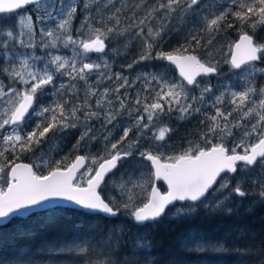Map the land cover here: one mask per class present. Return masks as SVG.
I'll use <instances>...</instances> for the list:
<instances>
[{
    "label": "snow or ice",
    "instance_id": "6c2138e0",
    "mask_svg": "<svg viewBox=\"0 0 264 264\" xmlns=\"http://www.w3.org/2000/svg\"><path fill=\"white\" fill-rule=\"evenodd\" d=\"M114 3L0 0V75L10 81L5 85L0 79V225L35 209L66 205L81 209L94 235L41 249L44 254H80L81 264H129L121 259L124 254H144L147 236L138 232L124 243L129 220L147 226L161 217L167 219L166 210L168 215L186 216L206 207L210 194L225 189L217 208L231 195L258 194L264 200V84L257 86V80L264 78V43L255 35L264 28V0H228L227 6L216 0H153L137 16L136 11L147 3L139 0L136 11L125 17L131 22L123 27L117 15L123 2L104 13ZM78 14L80 24L74 30ZM188 16L199 26L171 51L159 50L171 21L183 23ZM229 17L239 22L238 39L227 44L230 56L224 61L235 79L217 95L210 81L197 77L219 75L213 42L225 28L236 27L226 23ZM121 36L127 37L126 46L137 37L143 41L138 56L121 68L131 70L144 61L161 60L173 65L181 79H169L162 70L140 71L134 80L123 71L113 72L110 60L121 50L108 42ZM61 47L70 48L71 57L51 51ZM200 47L206 50L205 59L195 54ZM37 48L48 51L37 56ZM91 53L103 55L91 60ZM152 67L163 69L164 65ZM108 81L112 84L101 87ZM139 81H143L142 89L133 95L129 89H135ZM226 97L232 105L228 111L221 107ZM172 113L178 120L197 117L205 125L199 133L203 144L190 140L183 152L166 153L173 129L161 117ZM125 117L129 118L126 123ZM93 121L100 122L99 134H93ZM77 128L80 133L73 147L78 150L83 142L89 149L84 155L65 163L67 157L51 158V138L46 142L47 153L41 147L49 133L55 136ZM117 128L121 135L113 140ZM97 139L104 148L101 155L90 150ZM28 152L34 154L33 163L20 162V155ZM118 167L121 171L114 172ZM157 181L166 184L164 191ZM110 184L118 192L110 191ZM246 184L258 186V191L254 193ZM176 202L184 203L177 207ZM182 244L199 252L228 251L219 240L191 238ZM244 251L256 258L251 264H264V247L249 245ZM18 258L27 264L41 259L31 248L21 249Z\"/></svg>",
    "mask_w": 264,
    "mask_h": 264
},
{
    "label": "trees",
    "instance_id": "16d2710c",
    "mask_svg": "<svg viewBox=\"0 0 264 264\" xmlns=\"http://www.w3.org/2000/svg\"><path fill=\"white\" fill-rule=\"evenodd\" d=\"M229 22L234 23L236 27L225 28L216 39L225 37L229 43L238 39L239 22L231 17L226 21ZM79 24L80 18L75 23L74 30ZM180 24L176 19L171 21L168 26L170 31L163 34L159 50L171 51L179 43H184L186 35L175 34ZM180 32L182 34V31H179V34ZM73 34L75 35V32ZM255 35L264 43V28H259ZM204 51L205 49L200 47L195 50V54L203 59ZM138 54L139 52L134 54L133 59ZM159 65H164V68L152 67ZM134 67L141 71L164 70L169 79H175L177 82L181 79L166 61L150 59ZM48 100L50 102V99ZM24 161H29L26 153L20 155V162ZM209 199H212V194L209 195L206 207H198L194 213L186 216L166 213L167 219L163 217L147 226H138L129 220L123 233L126 237L125 244L138 232L148 238L143 241L144 254H124L121 259L129 261V264H251L256 258L245 254L244 250L249 245L253 248L264 247V200H261L258 194L245 197L233 195L224 205L217 208L215 201ZM226 208L231 211L225 210ZM80 212L70 208H55L26 218H15L6 226L0 227L2 264H27V261L18 258V253L21 249L26 252L28 248L41 257L37 264H81L80 254L41 252L42 248L62 247L94 235L90 233L88 221ZM191 238L219 240L220 246L228 251L208 253L185 248L182 241Z\"/></svg>",
    "mask_w": 264,
    "mask_h": 264
},
{
    "label": "rangeland",
    "instance_id": "374dc122",
    "mask_svg": "<svg viewBox=\"0 0 264 264\" xmlns=\"http://www.w3.org/2000/svg\"><path fill=\"white\" fill-rule=\"evenodd\" d=\"M122 2H123L124 7H123L122 11L120 13H118L117 15H119L120 21H121V26L123 27L124 25L129 23V20L125 19V17H128L130 12L136 11L135 6L137 3H139V0H115L114 5L110 4L108 8L104 9V13L111 12L114 9V7H120ZM152 2H153V0H147V3L144 4V7L140 8L138 11H136V15L137 16L142 15L144 12V8L148 7V5L151 4ZM210 2H211V0H210ZM216 2L221 6H227V4H228V0H216ZM78 18H80L79 14H78ZM78 18L73 23V29L75 27V23L78 22ZM193 20H194V17H192V16L186 17L184 22L180 24L179 30L175 34L184 36V35H187L189 32L194 31L195 28H197L199 25H194L192 23ZM50 23H53V22H50ZM179 31H182V34H181V32L179 34ZM131 33H132V30H129V34H131ZM126 39H127V37L121 36L118 39H115L114 42L113 41L108 42L110 47L115 46L121 50V54L112 58V60H110V63L112 64V71L113 72L123 71L126 75H128L130 80H134L135 75L138 74L136 72L135 67H133L131 70H128L127 68H121V65H126L128 63H131V61L133 60V55L140 52L143 41L139 37H137L135 39H131L130 43H128L126 46V44H125ZM216 41H219V43H217ZM216 41L213 42V44H214L213 58L215 60L220 61L219 75L215 76L214 78H201L200 80L210 81L212 88H213V92L218 95L219 91H227L225 85L231 84L235 78L232 76V74L229 71V65L224 63V61L230 56V53H229L228 48H227V44L229 43L228 42L229 40L226 39L225 37H221V38L216 39ZM118 42H121V43H118ZM28 51H31V50H28ZM45 51H48V50H45L42 48H37L36 55L42 56V55H44ZM51 51L55 52V54L68 56V57H71V55H72L70 48L64 49L61 47V49L59 51H57V50H51ZM206 56H207V53L205 50L203 53V56H202L203 59H205ZM97 57H98V55H95L93 53L89 54V58L91 60H96ZM42 63L43 62H38V64H42ZM261 66H264V65H261ZM162 71H164V70H162ZM153 72H155V71H153ZM3 78L5 79L4 80L5 85H9L10 81L8 80V78L6 76H3ZM91 79L94 81L96 79V77L93 76ZM63 80L65 83H67L66 77L63 78ZM142 82L143 81H139L136 83V85L137 84L141 85ZM80 84L82 85L83 82H80ZM111 84H112V81H108L107 84L101 85V87H107ZM262 84H264V78H259L257 80V86L259 87ZM153 87H155V85H153ZM236 90H239V89L237 88ZM65 91H67V90L65 89ZM121 91L123 92L124 90L122 89ZM129 91L134 92L130 89H129ZM145 94L147 95V93H145ZM197 94H198V90H197ZM81 95H82V93H81ZM45 99L48 100L50 98H45ZM94 99L95 98H93V101H94ZM150 99H151V97H150ZM65 107H67V105ZM221 107L225 111L230 110V108L232 107V105H230L228 103L227 97H226L225 103L223 105H221ZM233 115L236 116L238 114L234 113ZM176 116H177L176 113H172L171 115H165L164 117H161V121L163 123L168 124L173 129L172 133L168 137V140H167L168 146L165 149V152L166 153H176V154L183 152L187 147H189L188 142L190 140L195 142V143L203 144V141L200 140L199 133H200V131H202L205 128V125L200 124L197 117H193L190 120H178V119H176ZM168 118H170L169 121H167ZM128 119L129 118L125 117L124 122L126 123L128 121ZM248 122L249 121H247V120L244 121L245 124H247ZM92 123L94 125L93 134H99L100 122L93 121ZM114 123H120V121L118 120ZM108 127L111 128L112 125H109ZM233 131H234V133H238L239 130L234 129ZM79 133H80L79 128L69 129L65 132L58 133L55 136H53V133H49L48 136L45 137V142H42L41 147L44 148L45 153H47L49 143H46V142H49V138H51V140H50V144L52 145L51 158L54 160H61L62 158L67 157V160L65 161V163L70 162V161L74 160L76 155L85 154L89 150V149L84 147L83 142L81 143V146L79 147L78 150L73 147V145L76 144V141L79 137ZM119 135H121V130H120V128H117L113 133L112 139L115 140ZM131 139H132V134L130 133L129 134V140H131ZM217 142H219V141H217L216 139H213V143H217ZM125 143H127V141H125ZM231 143H232V140H231V138H229V140H228V146L229 147L231 146ZM143 144H144V141H142V145ZM120 147L123 148L124 145H120ZM90 150H91L93 155L103 154L104 148H103V145L101 144V141L99 139H97L96 141L92 142V144L90 145ZM36 151H40V149H37ZM238 151H242V149H238ZM31 162L33 163L32 158H31ZM62 167H63V165H62ZM43 171L46 172L47 169H44ZM120 171H121V168H119L116 173H119ZM232 183L234 184L235 182L233 181ZM245 187L252 188V191L254 193L258 190V186H251L250 184H246ZM109 190L113 191V192H118V189H114L111 184L109 185ZM227 191L228 190L225 189L223 191L217 192L214 195H212V199H209V200L215 201V203H216L217 200L223 199V197ZM232 197H233V195H231L229 197V199Z\"/></svg>",
    "mask_w": 264,
    "mask_h": 264
},
{
    "label": "water",
    "instance_id": "95a60500",
    "mask_svg": "<svg viewBox=\"0 0 264 264\" xmlns=\"http://www.w3.org/2000/svg\"><path fill=\"white\" fill-rule=\"evenodd\" d=\"M93 54H97V53H93ZM98 55H101V54H98ZM170 65V64H169ZM174 69H175V67L173 66V65H171ZM176 70V72H177V74H178V76H179V73H178V70L177 69H175ZM209 77H211V76H209ZM197 78H199V77H197ZM27 118V117H26ZM83 155V154H82ZM24 163H27V162H24ZM116 171V169L114 170V172ZM109 175H112L111 173L109 174ZM222 175H225V174H222ZM229 175H231V174H229ZM158 183H161V184H163L164 186H165V188H166V184H164V182L163 181H157L156 182V186L158 187ZM159 188V187H158ZM161 190V189H160ZM181 203H184V202H176V206L177 205H179V204H181ZM173 206L172 205H170L169 206V208H172ZM60 208H70V209H74V210H80V211H82L81 209H78V208H75V207H73V206H71V205H66V206H64V207H60ZM52 209H55V208H52ZM48 210H51V209H47V208H45V209H35V210H33V212L32 213H29V214H27V215H25V216H21V217H18V218H26V217H29L30 215H32V214H35V213H39V212H44V211H48ZM166 213H167V210H166ZM161 218H163V217H161ZM160 218V219H161ZM159 219V220H160ZM153 222H155V221H153ZM153 222H149V223H153ZM7 222L5 221V222H3V225H5ZM3 225H0V226H3Z\"/></svg>",
    "mask_w": 264,
    "mask_h": 264
},
{
    "label": "flooded vegetation",
    "instance_id": "af4514ba",
    "mask_svg": "<svg viewBox=\"0 0 264 264\" xmlns=\"http://www.w3.org/2000/svg\"><path fill=\"white\" fill-rule=\"evenodd\" d=\"M21 11H23V10H21ZM171 66V65H170ZM225 69V68H224ZM141 70L138 68L137 70H136V72L137 73H139ZM215 76H217V75H215ZM215 76H211V77H199V78H197L198 80H200L201 78H214ZM0 79H3V81L5 80L4 78H3V75H0ZM142 86H143V82H142V84L141 85H136V88L135 89H130V90H132V91H134V92H131L133 95H135V92L137 91V90H139V89H142ZM170 120V118H168L167 119V121H169ZM27 154V159L29 160V161H24V162H27V163H32L31 162V158H32V156L34 155L33 153H31V152H28V153H26ZM84 155V154H83ZM118 169H119V167L116 169V171L115 172H117L118 171ZM158 187L161 189V191H164L165 190V186L163 185V184H161V183H158ZM180 205V204H179Z\"/></svg>",
    "mask_w": 264,
    "mask_h": 264
},
{
    "label": "bare ground",
    "instance_id": "6f19581e",
    "mask_svg": "<svg viewBox=\"0 0 264 264\" xmlns=\"http://www.w3.org/2000/svg\"><path fill=\"white\" fill-rule=\"evenodd\" d=\"M10 222H7L5 225H3V226H6L7 224H9ZM3 226H0V227H3Z\"/></svg>",
    "mask_w": 264,
    "mask_h": 264
}]
</instances>
